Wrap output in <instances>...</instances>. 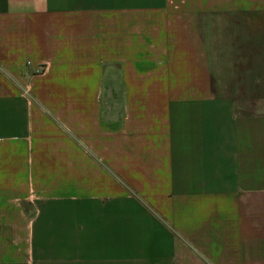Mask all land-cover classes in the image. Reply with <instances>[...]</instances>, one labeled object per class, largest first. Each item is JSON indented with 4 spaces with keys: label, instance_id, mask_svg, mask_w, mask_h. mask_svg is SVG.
Instances as JSON below:
<instances>
[{
    "label": "crops",
    "instance_id": "0c3cea01",
    "mask_svg": "<svg viewBox=\"0 0 264 264\" xmlns=\"http://www.w3.org/2000/svg\"><path fill=\"white\" fill-rule=\"evenodd\" d=\"M0 264H264V0H0Z\"/></svg>",
    "mask_w": 264,
    "mask_h": 264
},
{
    "label": "trees",
    "instance_id": "16d2710c",
    "mask_svg": "<svg viewBox=\"0 0 264 264\" xmlns=\"http://www.w3.org/2000/svg\"><path fill=\"white\" fill-rule=\"evenodd\" d=\"M214 50L215 51L217 50L218 53L217 52L216 53L219 54V60L217 59L218 60V64L221 65V66H223V67L227 66V61H226L225 65L222 63L223 56H224L223 54L225 52V48H224L223 44H219L218 46H216V48ZM224 60H226V57L225 56H224ZM227 72H228V70H227ZM220 73L222 74V71H220ZM222 75L225 77L227 74H224L223 73Z\"/></svg>",
    "mask_w": 264,
    "mask_h": 264
},
{
    "label": "rangeland",
    "instance_id": "374dc122",
    "mask_svg": "<svg viewBox=\"0 0 264 264\" xmlns=\"http://www.w3.org/2000/svg\"><path fill=\"white\" fill-rule=\"evenodd\" d=\"M209 50H213V46H210V47H209ZM223 55L226 57V53H225V52H224ZM224 56H223L222 63L225 65L226 60H224ZM219 70L222 71V74H223V73H224V74H227L226 66L223 67V66L219 65ZM223 79H224V81H225L226 76H225ZM117 98H119V95L116 94L115 92H113V100H114V101H117Z\"/></svg>",
    "mask_w": 264,
    "mask_h": 264
}]
</instances>
